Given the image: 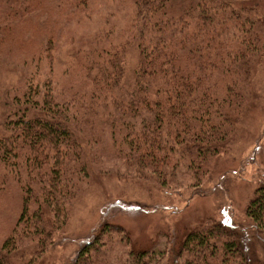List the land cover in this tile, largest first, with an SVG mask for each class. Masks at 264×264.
Masks as SVG:
<instances>
[{
	"label": "trees",
	"instance_id": "16d2710c",
	"mask_svg": "<svg viewBox=\"0 0 264 264\" xmlns=\"http://www.w3.org/2000/svg\"><path fill=\"white\" fill-rule=\"evenodd\" d=\"M39 1L16 4L9 15L22 21L17 27L0 22V43L20 41L28 51L35 41H26L27 35L45 36L43 46L51 51L54 25L41 29L25 18L44 7ZM90 1L66 0L64 12L87 9ZM62 2L56 0V20ZM261 8L260 0H118L108 28L81 48L56 95L49 80L10 89L7 135L0 136V204L7 199L0 210V264H38L63 235L72 203L90 177L88 163H101V149L91 154L88 147H102V136L126 165V179H148L144 171L151 169L166 194L167 181L171 185L182 167L192 186L202 187L228 153L240 118L255 107L253 79L264 66ZM131 47L138 64L125 85ZM262 180L244 205L247 225L206 219L183 235L175 261L264 264L252 248L260 244L264 253ZM113 235L121 244L129 241L121 227L105 224L90 232L70 264H112ZM164 254L133 250L124 260L154 264Z\"/></svg>",
	"mask_w": 264,
	"mask_h": 264
},
{
	"label": "rangeland",
	"instance_id": "374dc122",
	"mask_svg": "<svg viewBox=\"0 0 264 264\" xmlns=\"http://www.w3.org/2000/svg\"><path fill=\"white\" fill-rule=\"evenodd\" d=\"M22 1L26 8V0H17L16 4ZM62 1L57 9L60 14L57 20L56 0H40V4L44 6L42 9L25 14V18L32 22L37 20L35 22L41 29L45 25H54L57 29L58 35L56 36L55 31L50 38V58L43 46L46 43L45 36L27 35L26 41L34 40L37 45L31 48L34 45L31 43L28 51L20 49V41L16 44L6 43L7 45L0 43V136L7 135L4 129L8 112L6 93L27 81L42 86L49 80L51 90L56 95V91L65 82L67 71L74 69L78 53L83 54L81 48L91 44L96 36L108 28L106 18L114 13L118 2L91 0L87 3V9L74 3L77 6L75 10L65 14L66 0ZM260 1L261 15H264V0ZM13 2L0 0V22L4 23L2 26L17 27L22 21V18L13 21L15 18L9 15L17 7ZM49 9L53 12L46 15ZM126 9L130 11L129 7ZM4 10L8 11L6 15L2 14ZM127 54L125 85H130L138 64V52L131 47ZM253 84L257 92V100L253 102L255 107L240 118L237 136L228 153L220 157L214 172L202 187L192 186V176L179 167L171 179V185L167 181L169 188L165 194L155 184L153 175L157 177L158 174L151 169L144 171V176L148 179H126V165L113 155L108 136L100 138L102 147L97 148L100 143L88 147L91 154L96 149H101V163L97 168L88 163L90 177L81 185L80 192L72 203L64 233L38 264H70L78 248L89 238L90 232L105 224L121 227L129 238L125 245L124 241L121 244L117 241L119 237L113 235V249L109 251L112 253V264H125L127 252L133 250L148 254L165 253L162 259L155 258L154 262L157 263L154 264H179L180 261H175L179 241L186 232L206 219L219 218L226 223L247 225L243 214L244 205L253 188L264 178V66L258 69ZM66 94L64 91V95ZM116 174L122 177H117ZM4 197L9 198V195ZM3 203L5 206L0 204V210L6 209L7 199ZM11 216H14V212ZM252 248L256 250V259L264 261L260 244L253 243Z\"/></svg>",
	"mask_w": 264,
	"mask_h": 264
}]
</instances>
